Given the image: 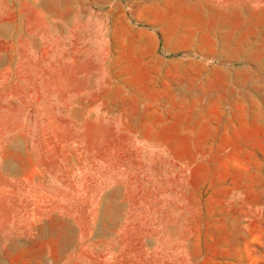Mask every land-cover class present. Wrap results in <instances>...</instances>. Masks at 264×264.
<instances>
[{"label":"rangeland","instance_id":"obj_1","mask_svg":"<svg viewBox=\"0 0 264 264\" xmlns=\"http://www.w3.org/2000/svg\"><path fill=\"white\" fill-rule=\"evenodd\" d=\"M0 264H264V0H0Z\"/></svg>","mask_w":264,"mask_h":264}]
</instances>
